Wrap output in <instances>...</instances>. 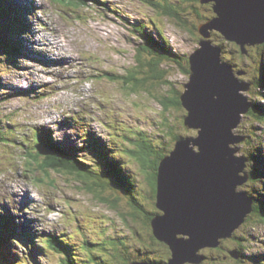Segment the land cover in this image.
Wrapping results in <instances>:
<instances>
[{"label": "rangeland", "instance_id": "374dc122", "mask_svg": "<svg viewBox=\"0 0 264 264\" xmlns=\"http://www.w3.org/2000/svg\"><path fill=\"white\" fill-rule=\"evenodd\" d=\"M30 1L32 10L27 19L32 34L25 43L24 57L16 56L20 67H1L0 72L1 128L10 135L7 141L0 136V226H15L18 233L10 256L14 264H27L28 259L32 264H62L61 255L47 245L49 239L58 237L69 245L71 253L74 250L73 256L82 264H96L91 257L97 253L86 251L85 244L113 237L115 242L128 238L129 258L137 259L138 249L145 245L142 238L146 230L142 221L133 216L127 200L122 197L120 207H113L104 199L114 198L111 194L115 192L109 188L100 196L76 176L42 169L40 161L33 158L36 140L40 133L48 135L90 165L100 164L95 150L102 149L146 192L145 172L126 156V147L133 144L132 140L138 141L141 134H148L169 144L173 139L166 135L167 131L183 138L197 133L185 127L184 108L166 110L163 105L164 96L168 95L166 81L182 93L186 90L184 85L190 77L182 73L179 65H164L165 87L159 84L151 91H131V85H127L130 69L137 65L136 50L141 43L136 29L159 37L158 28L169 39L170 48L182 56L194 53L202 36L188 31L176 18L159 15L152 4L160 0H86L87 5L83 6L67 0H26L18 6L24 20V9H28L26 4ZM180 1L170 0V4ZM11 9L17 11V7ZM191 13H182L186 20L183 25L187 21L198 23L199 18ZM212 33L214 43L223 48V60L234 63L235 66L230 65L237 78L248 83L255 74L250 68L252 55L243 59L236 53L230 56L228 53L234 52V48H227L226 53L225 47L213 38L218 32ZM142 71L150 74L147 69ZM247 94L253 102L259 100L255 90ZM251 125L264 142L263 125H255L244 117L237 130L244 133ZM248 150L249 146L241 145L238 155H246ZM246 188L247 185L240 190ZM250 217L235 235L242 243L247 242L248 253L254 256L244 264H259L256 257L264 253V224L258 223L259 217ZM231 239L230 246L235 248L234 234ZM211 249L217 248H205L198 254L208 257L214 252ZM105 252L99 257L112 263L110 254L114 251ZM228 262L239 264L231 258Z\"/></svg>", "mask_w": 264, "mask_h": 264}, {"label": "water", "instance_id": "95a60500", "mask_svg": "<svg viewBox=\"0 0 264 264\" xmlns=\"http://www.w3.org/2000/svg\"><path fill=\"white\" fill-rule=\"evenodd\" d=\"M206 2L214 3L215 15L200 26L202 39L189 55L191 74L181 94L185 127L198 132L178 140L159 168L157 201L162 214L153 219L152 228L171 248L166 264H202V249L218 248L255 212L253 196L240 190L250 179L246 169L251 160L238 155L237 146L247 138L236 134L252 107L245 96L252 84L237 78L223 60V48L214 43L212 31L245 54L247 47L263 45L264 0Z\"/></svg>", "mask_w": 264, "mask_h": 264}, {"label": "trees", "instance_id": "16d2710c", "mask_svg": "<svg viewBox=\"0 0 264 264\" xmlns=\"http://www.w3.org/2000/svg\"><path fill=\"white\" fill-rule=\"evenodd\" d=\"M67 1L72 4L82 6L87 5L84 0ZM155 2L158 4H152V7L159 15L165 16L166 18H176L180 25L185 26L184 28L194 34H200V26L205 24L209 18L214 17L215 15L213 9L214 3H207L206 0H181L177 4H170V0H160L159 2ZM11 6L15 7L12 3L10 4L0 0V72L2 66L13 70L14 68L20 67L16 61V56L24 57L23 54L26 48L25 43L29 40L28 35L32 34V25L27 19V16L26 20H24L19 16L20 9L17 8L16 11L11 9ZM187 10H190L192 12L191 15L195 16L196 19L197 17L199 18L200 21L197 19V24L187 21L185 22L186 25H183V21L186 20L182 13ZM179 24L177 25L179 26ZM136 32L140 37L141 43L136 50L137 56L135 58L137 65L134 69H130V74L127 77V85H131V91L142 88L151 91L156 85L159 86V84H161L164 86L163 83H165V81L163 78L165 77L166 70L163 67L169 62L179 65L183 71L182 73L190 77L191 71L189 58H187L188 56H182L179 52L173 51L170 48L171 44L169 39L161 30L157 28L159 37H154V34L149 35L145 29L144 31L142 29H136ZM213 38L215 41L218 39L217 42L225 47L226 53L227 48H234V52L228 53L230 56H233V54L236 53L243 59L246 58V56L249 57L252 55L250 57V68L254 69L255 74L250 78L248 83L252 84L251 91L255 90V94L259 97V100L253 102V100L250 99L252 107L250 112L244 117L247 121H254L255 125L264 126V44L247 47V53L245 54L239 45L236 43H229L221 34H214ZM200 39L201 37H199L198 43H200ZM229 64L234 65L232 62H229ZM144 69H147L150 74L147 75V73H145L146 70L142 71ZM245 71L246 70H244V72ZM1 75L2 74H0V76ZM142 75H145L146 77L143 78ZM166 83L169 85L167 86L168 95L164 96L163 100L165 109L168 110L170 107L177 110L183 109L181 102L182 92L168 81H166ZM185 115L183 119L185 118ZM1 123L2 121L0 120V136L3 141H7L10 139V135L3 133V130L5 129H3V127L1 128ZM245 125L247 124L245 123ZM171 127L172 125L169 126V129ZM238 130L236 131V134L246 137L247 140L242 144H239L237 147H239L241 151V145L249 146V150L244 156L249 157L251 160L246 169L247 172L250 173V179L246 184L247 188L245 190L253 196L256 201L255 212L252 216L259 217L262 223L259 221L258 223L263 225L264 152L262 147L264 142L255 134L256 131L252 125L250 130L248 128L244 133H239ZM195 132L196 131H194V133ZM166 135L173 139L169 144H164L165 141L160 137H154L155 139H153L148 134H141L138 141L132 140L133 144L126 147V156L129 159L132 158L135 160L142 168L141 171L145 172L144 175L148 187L145 192L135 179L127 176L124 168L118 164L115 159H111L108 154H104L106 151L102 149L95 150L100 157V164L90 165L83 158L76 156L72 151L58 145L52 140V137L41 133L38 134L33 158L40 161L42 169L56 170L59 173L76 176L86 188L100 196L104 189L109 188L115 192V195L111 194L114 198L109 196L110 199L107 197H104V199L113 207L117 208L120 207L119 202L123 201L125 198L129 203V206H131L130 208L133 216L138 220H141L145 226L146 235L142 238L144 239L145 245L143 248L138 249L137 259H133L131 256L129 258V250L131 247L128 244V238L116 239L115 242L114 238L111 237L108 240L100 238V240H97L93 244H85L84 247L86 251L87 249L95 250L97 253V256L91 257V262L96 260V264H131L134 261H140L151 262L154 264H166L171 259L172 251L170 246L159 241L155 237L152 228L153 219L157 215L162 214L161 210L158 208L157 201L158 175L161 161L170 153V151L174 150L176 142L183 138L181 135H176V133L171 131H167ZM129 140L130 138L127 137L125 141L128 142ZM155 140L158 141L155 142ZM258 141L259 144L257 143ZM99 146L101 147V145ZM102 148H105V146L102 145ZM251 218L252 217H250V219ZM250 219H248L247 222ZM12 221L13 220H11V222ZM7 223L8 221L6 224ZM17 235V228L15 226H13L12 229L8 228L5 224L0 226V264H14L13 258H11L10 255H12L14 241L18 240ZM249 237L257 239L253 235H249ZM231 238L225 240L219 248L211 249V252H214L211 253L210 256L208 255V257H205L202 264H231V262H228V258H231L232 261H237L239 264H244L247 260L250 261L249 259L252 260L254 258V256L248 253L249 249L246 246L247 242L242 243L243 241L239 238V235H235V233L233 239L235 248H231ZM142 239L140 241H142ZM47 245L48 248L61 255L62 264H82L81 261L75 259L73 256L74 250H72V254L69 245L64 243L60 238L53 237L52 239H49ZM92 246H96V248L91 249L90 247ZM105 250L109 252L114 251V254H110L111 257H113L112 263H109L105 258L99 257L101 253H106ZM92 254L94 255L95 253L93 252ZM256 258L259 264H264V253L258 255ZM26 263L32 264L30 259H28Z\"/></svg>", "mask_w": 264, "mask_h": 264}, {"label": "bare ground", "instance_id": "6f19581e", "mask_svg": "<svg viewBox=\"0 0 264 264\" xmlns=\"http://www.w3.org/2000/svg\"><path fill=\"white\" fill-rule=\"evenodd\" d=\"M92 20H93V19H92ZM101 23H102V22H101ZM57 44H58V43H57ZM57 44H56V45H57ZM70 63H71V61H70ZM2 68L4 69V67H3V66H2ZM77 76H78V75H77ZM57 79H58V78H57ZM40 140H42V139H40ZM156 210H157V209H156ZM16 228H17V227H16Z\"/></svg>", "mask_w": 264, "mask_h": 264}, {"label": "clouds", "instance_id": "9594fccd", "mask_svg": "<svg viewBox=\"0 0 264 264\" xmlns=\"http://www.w3.org/2000/svg\"><path fill=\"white\" fill-rule=\"evenodd\" d=\"M188 58H189V56H188Z\"/></svg>", "mask_w": 264, "mask_h": 264}]
</instances>
